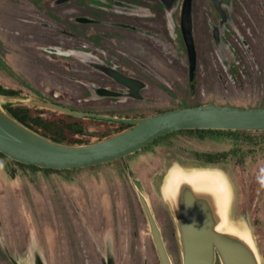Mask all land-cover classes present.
I'll return each mask as SVG.
<instances>
[{
    "label": "rangeland",
    "instance_id": "rangeland-1",
    "mask_svg": "<svg viewBox=\"0 0 264 264\" xmlns=\"http://www.w3.org/2000/svg\"><path fill=\"white\" fill-rule=\"evenodd\" d=\"M53 1H42L47 8L43 21L28 11L26 0H0V85L23 93L11 101L0 94L5 110L22 106L45 111L46 118L62 114L40 103L44 98L32 91L86 106L79 101L84 87L71 79L88 76L72 63L70 22L76 7L68 2L50 8ZM230 13L221 53L232 66L212 69L206 77L198 72L195 96L189 91L188 57L175 17L174 35L160 39L167 49L160 48L161 53L171 54L154 62L161 76L148 71L150 81L168 83L171 95L148 89L149 103L140 114L212 101L264 105V0H232ZM101 31L108 38L107 30ZM44 58L46 70L37 65ZM82 126L85 134L74 138L90 143L117 130L88 120ZM194 139L167 137L130 157L131 176L112 165L92 175L87 170L71 175L24 171L12 179L0 159V264H160L138 191L152 208L172 264H183L173 195L182 181L206 177L220 184L225 220L248 234L264 264V134L217 133ZM203 152L226 153L228 159L202 166L198 157Z\"/></svg>",
    "mask_w": 264,
    "mask_h": 264
},
{
    "label": "water",
    "instance_id": "water-1",
    "mask_svg": "<svg viewBox=\"0 0 264 264\" xmlns=\"http://www.w3.org/2000/svg\"><path fill=\"white\" fill-rule=\"evenodd\" d=\"M229 5L231 0H215ZM182 32L188 49L190 83L196 82L197 54L193 37L192 8L185 2ZM114 77L134 87L138 95L141 84L121 74ZM19 100V96H7ZM48 108L75 118L93 116L39 99ZM115 121V120H114ZM130 127L111 137L90 144L71 145L53 141L28 128L0 105V153L21 164L42 169L80 170L126 159L159 138L186 129L264 131V107L244 108L207 103L182 107L132 120H120ZM220 184L213 178L182 181L173 195L175 219L181 241L183 264H261L248 234L221 231L227 222L222 212ZM138 197L150 225L160 264H172L160 227L146 197Z\"/></svg>",
    "mask_w": 264,
    "mask_h": 264
},
{
    "label": "flooded vegetation",
    "instance_id": "flooded-vegetation-1",
    "mask_svg": "<svg viewBox=\"0 0 264 264\" xmlns=\"http://www.w3.org/2000/svg\"><path fill=\"white\" fill-rule=\"evenodd\" d=\"M42 1L26 0L25 7L29 12H37L40 19L44 18L43 21H45L47 20V8L41 4ZM186 1L54 0L53 4H50V8L56 9L66 6L68 2L73 3L76 7L72 22H70V35L72 36L70 40L75 47L73 50L75 58L72 63L86 70L88 76L87 79L77 76H72L71 79L77 86L84 87L82 89L84 95L79 101L85 102L86 106L82 105L80 108L85 109L82 110L93 116L89 119L94 124L98 123L103 128L113 129H119L122 125L129 126L120 120L143 117L140 112L149 103L146 99L148 89L158 95L161 93L171 95L168 83L166 82V85L155 84L150 81L148 71L161 76L159 73L161 68L158 63L154 62L161 60V55L166 58L171 53H161L160 48L163 51L167 49L164 44L160 45L163 43L160 39L170 40L174 35L175 25L173 22L177 15L179 17L177 26L181 32L188 57V49L182 32V13ZM190 2L193 37L197 49V68L193 95L190 76L189 91L191 96H195L198 72H201L202 77H206L212 69L215 71L218 68L222 71L223 67L232 66L229 60L222 57L221 53L225 50L224 37L227 35L228 25H230L232 0L229 5L217 4L215 0H190ZM106 16H114L118 19L107 21ZM55 22L59 23V19L56 18ZM101 29L107 30L108 38L107 33L102 32ZM35 36L34 34L29 38ZM79 43L83 46H79ZM43 44L45 47V42ZM29 57L31 59V56ZM37 65H39V69L46 70L48 68L45 58L38 61ZM162 65L165 66V63ZM188 66L190 74L189 57ZM114 74H121L139 82L142 87L138 95L135 93L134 87L119 82L115 79ZM218 92L219 88H216L215 94L218 95Z\"/></svg>",
    "mask_w": 264,
    "mask_h": 264
},
{
    "label": "trees",
    "instance_id": "trees-1",
    "mask_svg": "<svg viewBox=\"0 0 264 264\" xmlns=\"http://www.w3.org/2000/svg\"><path fill=\"white\" fill-rule=\"evenodd\" d=\"M25 87L27 89L30 88L27 84L25 85ZM193 91H194V88H192V92H191L192 95H193ZM32 92L34 94L38 95L39 97L46 99L47 101L60 104L61 106H65V107L71 108L73 110L84 112L80 107L78 108V107H76V105H73L71 103H65V102L57 101L56 99H54L53 96H49L46 93L41 94L40 92H36V91H32ZM0 94L1 95H9V96H18V95H21L23 93L20 91L13 90V89L8 90L7 88L0 85ZM207 103H209V102L196 104L194 106L207 104ZM219 105H232L235 107H244V108L264 107V105H262V106H248V105H234L231 103H225V104H219ZM177 108H179V107H177ZM7 110L19 122H21L22 124H24L28 128L34 130L35 132L45 136L46 138L53 140V141H56L59 143L71 144V145H80V144L82 145V144L90 143V142H83L82 140H78V139L74 138V136H82L85 134V129L82 126V121H85V120L91 121L89 118L79 119V118L71 117V116H68L65 114H59L60 116H58V117L46 118L45 117V115H46L45 111L42 112L40 110H33L32 108L22 107V106H20V107H9V109H7ZM168 110H171V109H168ZM164 111H167V110H164ZM164 111H158L157 113L164 112ZM157 113H154V114H157ZM154 114H150V115H154ZM150 115H142V116L146 117V116H150ZM129 127L130 126L122 125L121 128L113 131V133L103 135L98 140H103L105 138L111 137L117 133L122 132L123 130H125ZM217 133H225V134H232V135H235V134L236 135H260V134H264V131L186 129V130H182L179 132H175L172 134L165 135V136L159 138L154 143H152L147 148L130 155L126 159H119V160L114 161L112 163H107V164H103V165H99V166H95V167L82 168L80 170L62 171V170H53V169H42V168H38L36 166L21 164L19 162L13 161L10 158H8L7 156L3 155L2 153H0V159L3 160L6 164V166L8 167V171H9L8 173L10 174L12 179L16 178L19 174L23 173L24 171L44 172L47 174H58V175H67V174L71 175V174H75V173L87 170L89 175H92L93 173H95L100 168L109 167L112 165L118 166L119 169L123 173H125V175L131 176L132 173H131L129 158L133 157L134 155H138V154H142L143 152H146L152 145H154L158 141L167 139V137L170 138V137H175V136L187 137L190 140L191 139L193 140L194 138L200 139L204 135H213V134H217ZM194 140H196V139H194ZM203 153L204 154L202 156L198 157V160L201 159L203 161L202 166L214 165V164H217L219 162H222V161H225L228 159V155L226 153H222V154H215V153H211V152H203Z\"/></svg>",
    "mask_w": 264,
    "mask_h": 264
},
{
    "label": "bare ground",
    "instance_id": "bare-ground-1",
    "mask_svg": "<svg viewBox=\"0 0 264 264\" xmlns=\"http://www.w3.org/2000/svg\"><path fill=\"white\" fill-rule=\"evenodd\" d=\"M222 230H223V232H226V231H233V230H235V231H238L239 233H242V234L245 233V234H246V232H243V231L237 229L236 227H234L232 224H230V223H228V222H226V223L224 224V226H222L221 231H222ZM245 234H243V235L247 237V235H245ZM247 238H248V237H247Z\"/></svg>",
    "mask_w": 264,
    "mask_h": 264
},
{
    "label": "crops",
    "instance_id": "crops-1",
    "mask_svg": "<svg viewBox=\"0 0 264 264\" xmlns=\"http://www.w3.org/2000/svg\"><path fill=\"white\" fill-rule=\"evenodd\" d=\"M216 104V103H215ZM219 104V103H218Z\"/></svg>",
    "mask_w": 264,
    "mask_h": 264
}]
</instances>
